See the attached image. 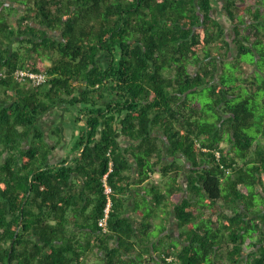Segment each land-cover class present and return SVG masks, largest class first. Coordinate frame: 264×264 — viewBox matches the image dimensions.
<instances>
[{
    "label": "trees",
    "instance_id": "1",
    "mask_svg": "<svg viewBox=\"0 0 264 264\" xmlns=\"http://www.w3.org/2000/svg\"><path fill=\"white\" fill-rule=\"evenodd\" d=\"M215 2L0 0V264H264V0Z\"/></svg>",
    "mask_w": 264,
    "mask_h": 264
},
{
    "label": "crops",
    "instance_id": "2",
    "mask_svg": "<svg viewBox=\"0 0 264 264\" xmlns=\"http://www.w3.org/2000/svg\"><path fill=\"white\" fill-rule=\"evenodd\" d=\"M63 111H59L58 115L51 116L48 121V126L50 127L59 122L65 126L62 129L64 146L62 145L61 147H59L56 153H54V156H52V160H51L53 162L60 161L61 158L63 157L66 145L69 144V142H71L73 130L76 127L75 124L70 121L69 113H64ZM54 117H57V118L51 119ZM156 176H158V174ZM140 192L142 193L141 190ZM135 206H136V200H133V199L130 200L129 208H130L131 215L136 219H141L142 218V206H140L137 211H133V208H135ZM162 210H163V205H160V208H158L157 210L158 212L155 213L152 223L153 224H165L167 226V229L165 232H168L171 235L172 239L178 241L179 240V228L177 227L173 213L170 212L171 214H169L164 211L162 212ZM171 228L173 229V231Z\"/></svg>",
    "mask_w": 264,
    "mask_h": 264
},
{
    "label": "built area",
    "instance_id": "3",
    "mask_svg": "<svg viewBox=\"0 0 264 264\" xmlns=\"http://www.w3.org/2000/svg\"><path fill=\"white\" fill-rule=\"evenodd\" d=\"M18 73V78L24 79V77L26 75H28L30 77V79L33 80L34 84H40L41 82H44L45 79L47 78V75L45 73H37L34 71H17ZM110 187L106 186V192H110ZM109 208H110V202H108L107 207L105 209V215L104 217L100 220V224L105 226L107 223V217H108V212H109Z\"/></svg>",
    "mask_w": 264,
    "mask_h": 264
},
{
    "label": "rangeland",
    "instance_id": "4",
    "mask_svg": "<svg viewBox=\"0 0 264 264\" xmlns=\"http://www.w3.org/2000/svg\"><path fill=\"white\" fill-rule=\"evenodd\" d=\"M221 0H216V2L214 3V6H215V12L217 13V12H219V11H217V10H219V8H221ZM226 23V22H225ZM226 26L229 28L230 27V23L228 22V23H226ZM55 118H57V117H54V118H51V119H55ZM54 121V120H53ZM157 228L159 227L158 225L156 226ZM156 228V230L153 232V235L154 236H157V234H158V229ZM172 229V228H171ZM172 231H173V229H172ZM169 240V239H168Z\"/></svg>",
    "mask_w": 264,
    "mask_h": 264
}]
</instances>
